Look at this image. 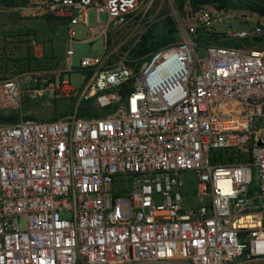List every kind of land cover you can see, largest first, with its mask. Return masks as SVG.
I'll use <instances>...</instances> for the list:
<instances>
[{
    "label": "built area",
    "instance_id": "2783aa9c",
    "mask_svg": "<svg viewBox=\"0 0 264 264\" xmlns=\"http://www.w3.org/2000/svg\"><path fill=\"white\" fill-rule=\"evenodd\" d=\"M147 1L20 0L66 25L67 67L34 38L30 59L0 61V264H264V15L175 8L180 41L130 59L162 19ZM76 25L103 46L80 91L63 79ZM44 99L75 108L22 112Z\"/></svg>",
    "mask_w": 264,
    "mask_h": 264
},
{
    "label": "rangeland",
    "instance_id": "374dc122",
    "mask_svg": "<svg viewBox=\"0 0 264 264\" xmlns=\"http://www.w3.org/2000/svg\"><path fill=\"white\" fill-rule=\"evenodd\" d=\"M5 0H0V25H6L5 21L18 20L14 7H8L5 4ZM176 0H150L147 1L148 11L150 15H156L157 17L163 18L165 16L172 17V12H175ZM232 10H250L247 8L230 5ZM164 14V15H163ZM22 26L29 29L31 33L35 36L36 40H46L49 43L48 50L43 51V56H48L50 54H55L57 59H61L59 62V67L63 70L66 69L67 63L63 60V54L65 49V44L67 40L66 25L61 24L52 20L48 22L46 20H27L22 22ZM96 26V15L94 11H88L87 13V27ZM75 43L73 45V57H72V72H68L64 75L63 79L66 80L70 86L80 91L83 85V71H78L80 69V60L84 57H96L103 56V46L100 39L88 43L86 39L88 37L87 29L82 25H76L73 27ZM177 41H180L178 39ZM1 43V42H0ZM23 53H17L18 56ZM1 55V53H0ZM82 105L81 107H83ZM75 108V103L69 100H33L25 102L22 106V112L26 115L33 116L41 121H50L64 115L72 113ZM184 180L189 184L190 190L193 192L195 190V178L192 173H187L184 176ZM19 224L22 229L25 228V219L21 218L15 221Z\"/></svg>",
    "mask_w": 264,
    "mask_h": 264
},
{
    "label": "trees",
    "instance_id": "16d2710c",
    "mask_svg": "<svg viewBox=\"0 0 264 264\" xmlns=\"http://www.w3.org/2000/svg\"><path fill=\"white\" fill-rule=\"evenodd\" d=\"M7 6H18L20 0H5ZM176 8L182 14L185 11H196L202 6L211 5L217 9L229 8L230 5H235L243 8H247L253 11L260 12L264 15V0H176ZM164 15V14H163ZM48 22H51V18H45ZM198 37L202 38L204 35L201 31L198 32ZM178 40L177 30L175 23L172 18L165 16L153 27L149 28L146 33H144L140 41L131 49L129 53V58H139L143 57L150 52H153L160 47L173 43ZM225 45L232 47H239L238 43L227 42ZM125 89L121 94L124 95ZM93 108L90 104H84L78 111L79 116H94L91 111ZM5 120L0 117V121Z\"/></svg>",
    "mask_w": 264,
    "mask_h": 264
},
{
    "label": "crops",
    "instance_id": "0c3cea01",
    "mask_svg": "<svg viewBox=\"0 0 264 264\" xmlns=\"http://www.w3.org/2000/svg\"><path fill=\"white\" fill-rule=\"evenodd\" d=\"M18 6L14 7L16 16L18 20H8L5 21L6 25H0V61L1 63H7L11 60L18 59V56H15L17 53H23L19 58H29L31 57V48L29 47L28 41L30 39H36L35 36L31 33L29 29H26L22 26L23 21L27 20H40L37 18H26L21 17L18 13ZM13 8V7H12ZM88 13V12H87ZM45 20V19H43ZM47 21V20H46ZM39 48L41 51H47L49 43L46 40L40 41ZM6 65V64H4Z\"/></svg>",
    "mask_w": 264,
    "mask_h": 264
}]
</instances>
